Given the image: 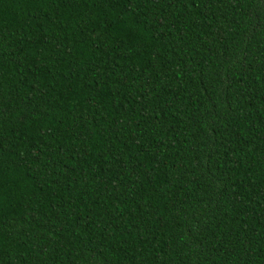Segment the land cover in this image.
Returning a JSON list of instances; mask_svg holds the SVG:
<instances>
[{"label": "trees", "instance_id": "obj_1", "mask_svg": "<svg viewBox=\"0 0 264 264\" xmlns=\"http://www.w3.org/2000/svg\"><path fill=\"white\" fill-rule=\"evenodd\" d=\"M0 264H264V0H0Z\"/></svg>", "mask_w": 264, "mask_h": 264}]
</instances>
